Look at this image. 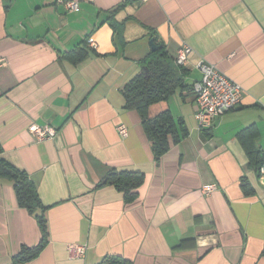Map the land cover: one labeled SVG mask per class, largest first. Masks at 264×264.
Here are the masks:
<instances>
[{"label": "crops", "instance_id": "crops-1", "mask_svg": "<svg viewBox=\"0 0 264 264\" xmlns=\"http://www.w3.org/2000/svg\"><path fill=\"white\" fill-rule=\"evenodd\" d=\"M65 2L0 0V157L28 173L46 207L47 242L25 264H95L106 254L131 264H264V177L246 151L264 159V0ZM152 38L173 62L190 47L183 86L148 108L150 117L169 110L184 134L158 160L122 93ZM77 46L83 58L63 55ZM200 61L243 90L206 128L193 115ZM32 123L55 135L37 140ZM246 127L252 133L239 137ZM112 168L144 174L133 201L100 183ZM205 184L214 188L204 193ZM39 238L34 215L0 177V264ZM71 243L85 254L71 258Z\"/></svg>", "mask_w": 264, "mask_h": 264}, {"label": "trees", "instance_id": "trees-1", "mask_svg": "<svg viewBox=\"0 0 264 264\" xmlns=\"http://www.w3.org/2000/svg\"><path fill=\"white\" fill-rule=\"evenodd\" d=\"M110 25L115 34H121L122 24L115 21L112 16ZM73 52H77L76 55L80 59L86 54L85 48L77 46L64 52L63 55L69 57ZM141 63V70L124 85L122 93L125 107L135 109L139 113L143 129L151 141L154 159L158 160L170 148L171 144L177 143L184 134L182 132L180 134L181 122L176 121L169 110H163L150 117L148 108L152 103L167 99L177 87L183 86L186 69L173 62L163 45L157 50L151 51L142 59ZM250 133H252V128L246 127L238 132V136L246 138L245 135ZM1 150L0 144V152ZM246 151L249 163L258 172L264 162L262 153L251 145L247 147ZM0 177L11 182L17 204L34 215L40 230V238L36 244H23L12 255V264H25L37 257L47 242V225L44 214L46 207L42 204L36 186L28 173L1 157ZM143 180L142 172L112 168L106 172L100 183L113 185L123 193L125 202H131L137 196V190ZM241 187L245 194L252 192V189H249L247 183L243 181ZM261 255L264 256V239ZM95 264H131V261L117 254H106Z\"/></svg>", "mask_w": 264, "mask_h": 264}, {"label": "built area", "instance_id": "built-area-1", "mask_svg": "<svg viewBox=\"0 0 264 264\" xmlns=\"http://www.w3.org/2000/svg\"><path fill=\"white\" fill-rule=\"evenodd\" d=\"M65 6L68 10H75L78 7V0H66ZM87 42L95 45L91 37ZM190 47L184 45L181 47L174 59L176 64L182 65L186 62ZM200 76L192 83V91L195 99L194 118L199 128L209 127L213 118L236 107L241 101L242 87L232 78L218 70L213 64L200 61L198 64ZM29 131L34 134L37 140L52 138L55 135V129L49 125H39L32 123ZM118 131L125 135L126 126L120 124ZM259 174L264 177V164L259 167ZM214 188L213 184L202 186L204 193L210 192ZM71 258L82 257L85 254V244L71 243L67 246Z\"/></svg>", "mask_w": 264, "mask_h": 264}, {"label": "water", "instance_id": "water-1", "mask_svg": "<svg viewBox=\"0 0 264 264\" xmlns=\"http://www.w3.org/2000/svg\"><path fill=\"white\" fill-rule=\"evenodd\" d=\"M150 46H151V50L152 51H155V50H157L160 47L159 44H156V42H155V40L153 38L150 39Z\"/></svg>", "mask_w": 264, "mask_h": 264}]
</instances>
